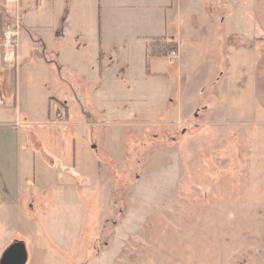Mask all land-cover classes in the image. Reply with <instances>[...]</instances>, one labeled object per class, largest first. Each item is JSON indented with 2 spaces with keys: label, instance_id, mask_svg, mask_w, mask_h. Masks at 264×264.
<instances>
[{
  "label": "rangeland",
  "instance_id": "1",
  "mask_svg": "<svg viewBox=\"0 0 264 264\" xmlns=\"http://www.w3.org/2000/svg\"><path fill=\"white\" fill-rule=\"evenodd\" d=\"M187 48L179 44L180 60L163 62L166 84L135 74L130 99L139 89L151 100L125 103L131 118L96 109V132L83 136L94 158L85 173L57 165L62 187L45 197L34 191L40 204L27 211L59 220L56 240L66 252L54 247L58 264H264V124H219L216 109L202 106L223 88L220 112L256 120L252 61L243 52L240 62L213 69L210 90H198L191 110L184 98L196 88L186 87L191 62L204 60L189 58ZM43 237L54 244L45 230Z\"/></svg>",
  "mask_w": 264,
  "mask_h": 264
},
{
  "label": "crops",
  "instance_id": "2",
  "mask_svg": "<svg viewBox=\"0 0 264 264\" xmlns=\"http://www.w3.org/2000/svg\"><path fill=\"white\" fill-rule=\"evenodd\" d=\"M68 5L67 10L65 0H19L9 10L22 32L15 65L5 67L0 56V260L11 245L24 243L26 264H58L61 256L55 253L66 252L56 240L59 220L41 209L27 211L40 204L34 191L45 197L46 189L62 187L57 165L74 174L91 166L93 153L83 136L90 128L96 132L97 108L131 118L125 103L151 100L140 99L139 89L130 99L128 86L135 87L136 73L143 83H167L163 62L180 60L182 49L147 59L151 39L186 43L189 58L204 60L191 62L186 87L196 88L184 93L191 110L198 106L188 104L198 90H210L213 69L231 60L236 64L246 53L252 61L250 115L258 120L220 112L223 88L202 106L216 109L219 124H264V0H68ZM63 108L66 115L57 116Z\"/></svg>",
  "mask_w": 264,
  "mask_h": 264
},
{
  "label": "built area",
  "instance_id": "3",
  "mask_svg": "<svg viewBox=\"0 0 264 264\" xmlns=\"http://www.w3.org/2000/svg\"><path fill=\"white\" fill-rule=\"evenodd\" d=\"M18 2L19 0H1L4 10L0 11V56L7 68H12L16 63L18 43L21 36L20 25L12 24L8 19L9 9ZM65 115L66 110L63 108L58 116L64 117Z\"/></svg>",
  "mask_w": 264,
  "mask_h": 264
},
{
  "label": "trees",
  "instance_id": "4",
  "mask_svg": "<svg viewBox=\"0 0 264 264\" xmlns=\"http://www.w3.org/2000/svg\"><path fill=\"white\" fill-rule=\"evenodd\" d=\"M179 51V44L164 38H154L147 45V59L168 56ZM150 74V66L147 65Z\"/></svg>",
  "mask_w": 264,
  "mask_h": 264
},
{
  "label": "water",
  "instance_id": "5",
  "mask_svg": "<svg viewBox=\"0 0 264 264\" xmlns=\"http://www.w3.org/2000/svg\"><path fill=\"white\" fill-rule=\"evenodd\" d=\"M28 252L24 243L11 245L3 254L0 264H26Z\"/></svg>",
  "mask_w": 264,
  "mask_h": 264
}]
</instances>
